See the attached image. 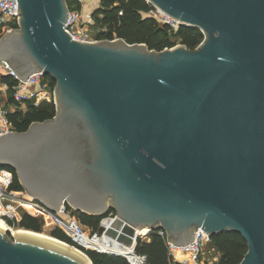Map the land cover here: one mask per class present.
I'll return each mask as SVG.
<instances>
[{
	"label": "water",
	"instance_id": "obj_1",
	"mask_svg": "<svg viewBox=\"0 0 264 264\" xmlns=\"http://www.w3.org/2000/svg\"><path fill=\"white\" fill-rule=\"evenodd\" d=\"M145 1L203 40L160 51L79 42L63 28L67 0H17L19 28L0 38V60L23 81L36 71L53 79L55 115L0 136V166L55 210L114 209L113 230L99 225L98 235L163 229L181 246L198 228L236 232L247 246L238 264H264V0ZM87 258L0 231V264Z\"/></svg>",
	"mask_w": 264,
	"mask_h": 264
},
{
	"label": "built area",
	"instance_id": "obj_2",
	"mask_svg": "<svg viewBox=\"0 0 264 264\" xmlns=\"http://www.w3.org/2000/svg\"><path fill=\"white\" fill-rule=\"evenodd\" d=\"M72 1L80 9L68 8V16L63 25L64 30L75 41L85 43L97 41L98 39L90 33L84 24V0ZM149 13L174 31L182 26L178 20L166 15L157 7L152 6ZM19 18L20 11L17 0H0V38L5 32H11V30L19 28ZM1 77L12 79L13 84L2 80ZM45 103H52L55 107V91L54 86L50 87L47 76L42 71L30 73L25 78V81H23L15 75L5 60H0V136L16 132L14 124L9 119V114L24 111L28 106L37 108ZM12 182V173L0 166V207L2 210L0 218L4 219V217H7L14 219L22 212L44 221L49 220L54 228L60 229L77 247L101 254H112L108 251L105 252L93 248L88 249L83 245L86 239L102 236L104 233L98 235L97 230L93 233L85 231L83 225L75 215L76 210L70 205L63 203L55 210L33 198H29L28 195L21 191L10 189ZM115 218V214L109 213L100 220L99 225L103 226L102 222L105 219H112L114 221ZM152 233H156L164 239L169 255L172 257L173 262L177 264H198L202 250L211 242V236L206 234L201 228L195 230L191 241L181 246L167 239L163 229H148L146 234L136 232L132 248L134 258L129 259L125 256V259L130 264H145V255L136 254L135 248L139 242L149 241ZM176 251L187 255V258L177 259L175 256Z\"/></svg>",
	"mask_w": 264,
	"mask_h": 264
},
{
	"label": "trees",
	"instance_id": "obj_3",
	"mask_svg": "<svg viewBox=\"0 0 264 264\" xmlns=\"http://www.w3.org/2000/svg\"><path fill=\"white\" fill-rule=\"evenodd\" d=\"M100 6L96 9L99 24L106 27L105 33H99L94 37L98 40L121 38L129 44L144 43L148 49L160 51L175 45L170 40V31L174 37L179 39V44L187 49L196 48L203 40L202 32L193 27L180 26L176 31L169 28L153 17L149 10L152 6L145 0H99ZM74 2L67 0V5L73 7ZM79 9L78 5L74 9ZM121 12V14H119ZM47 76V75H46ZM2 80L13 84V80L8 77H1ZM50 87L55 86V81L47 76ZM55 115V107L52 103H45L35 108L28 106L24 111L9 114V119L14 124L16 132H24L32 122H43L51 119ZM3 167V166H1ZM12 173L13 182L10 186L12 190H23L18 181L16 172L10 167H4ZM109 213H115L110 208L104 215L90 217L79 211L76 215L81 224L89 226L94 230L98 229L100 220ZM4 221L12 226L24 228L36 232H41L42 220L23 214L17 222L14 219L4 217ZM52 236L73 244L70 239L58 228L50 233ZM211 244L219 251L220 258L217 264H238L246 252L245 240L236 232H221L211 236ZM82 249V248H81ZM83 250V249H82ZM90 258L92 264H130L125 258L112 254H101L91 250H84ZM135 253L145 255V264H177L173 262L169 255L164 239L156 233H152L148 242H139L135 248Z\"/></svg>",
	"mask_w": 264,
	"mask_h": 264
},
{
	"label": "bare ground",
	"instance_id": "obj_4",
	"mask_svg": "<svg viewBox=\"0 0 264 264\" xmlns=\"http://www.w3.org/2000/svg\"><path fill=\"white\" fill-rule=\"evenodd\" d=\"M2 211L0 210V213ZM103 226L105 228L108 229L109 226H111L112 228H114V221L112 219H105L103 220ZM106 229V231H107ZM4 230H9L10 234L14 237H23V238H32V239H36L39 241H42L46 244V246L53 250V251H58L62 254L68 255L70 257L76 258L78 260H82L83 262H89L87 256L85 255V253L83 251H81L80 249L54 237L48 234H45L43 232H33L32 230H27L24 228H19V227H9L8 225L5 223V221L3 219H0V231H4ZM148 228L143 227V228H136V232L140 233V234H146ZM118 233L119 231L116 230ZM106 236V234H104ZM102 237V236H101ZM116 242V241H114ZM133 243H134V239L127 237V240H125L124 244L121 246H116V245H106L104 243H102V241L100 240V237H95V238H88L86 239L85 242H83V245L90 249H98L100 251H108V252H114L117 254H122L126 257H128L129 259L134 258V254L132 253V248H133ZM116 244V243H113ZM175 256L177 259H182L184 258L185 254H181L180 252L176 251L175 252Z\"/></svg>",
	"mask_w": 264,
	"mask_h": 264
},
{
	"label": "rangeland",
	"instance_id": "obj_5",
	"mask_svg": "<svg viewBox=\"0 0 264 264\" xmlns=\"http://www.w3.org/2000/svg\"><path fill=\"white\" fill-rule=\"evenodd\" d=\"M86 5H88L86 7ZM74 6L75 4H73V7H69L70 9H74ZM84 6L83 7V10L87 11L88 13L85 14V26L87 27V29H89L90 33L95 36L97 34H99L100 32L102 33H105L106 31V27L103 26L102 24H99V21H98V18L101 17V15L99 14H96V9L100 6V1L99 0H84ZM80 9V7H79ZM170 35H169V38L171 41H173L175 43L174 46L176 45H181L179 44V39L174 37L173 35V32L170 31ZM173 46V47H174ZM20 183V182H19ZM17 191H21L23 193H25L26 195H28L29 198H33L32 195H30V193H28L25 188L23 190H17ZM110 205H113L110 201H109ZM0 210H1V207H0ZM2 211V210H1ZM108 211V210H107ZM106 211V212H107ZM105 212V213H106ZM108 214V213H107ZM106 214V215H107ZM115 214V213H113ZM23 215L22 212H20L15 218L14 220L17 222L18 220H20L21 216ZM76 215V214H75ZM105 215V216H106ZM77 216V215H76ZM104 216V217H105ZM0 219H3V218H0ZM4 220V219H3ZM42 220V226H41V232L45 233V234H48V235H51L50 233L55 230L56 228H54L52 226V224L50 223L49 220L47 221H44L43 219ZM6 223V222H5ZM7 224V223H6ZM8 225V224H7ZM83 225V224H82ZM9 227H12L10 225H8V228ZM17 228V227H16ZM83 228L85 231H87L88 233H93L95 230L89 226H86V225H83ZM107 229V228H106ZM109 230H113V228L111 226L108 227L107 231ZM106 234V236L104 235ZM100 237V240L102 241V243L106 244V245H116V246H121L124 244L125 240H127V237L126 236H120L119 238L117 237H112L110 236L109 234L107 233H104ZM52 236V235H51ZM150 240V239H149ZM116 241V242H114ZM148 242V241H146ZM113 243H116V244H113ZM77 247V246H75ZM214 248V249H213ZM79 249V248H78ZM81 251L84 252V249H80ZM85 253V252H84ZM220 253L218 250L215 249V246H213L211 244V242L202 250V254H200L199 256V260H198V264H217L218 261H219V258H220ZM123 258V257H122ZM187 258V256H185L184 258L182 259H185Z\"/></svg>",
	"mask_w": 264,
	"mask_h": 264
},
{
	"label": "flooded vegetation",
	"instance_id": "obj_6",
	"mask_svg": "<svg viewBox=\"0 0 264 264\" xmlns=\"http://www.w3.org/2000/svg\"><path fill=\"white\" fill-rule=\"evenodd\" d=\"M77 139H79L81 141L78 140V142L75 145V149L77 150L76 152L79 154L80 158L88 159L89 152L86 151L87 143L85 141H82L80 136H78ZM85 215L90 216V217H96V216H92V215H89V214H85Z\"/></svg>",
	"mask_w": 264,
	"mask_h": 264
},
{
	"label": "crops",
	"instance_id": "obj_7",
	"mask_svg": "<svg viewBox=\"0 0 264 264\" xmlns=\"http://www.w3.org/2000/svg\"><path fill=\"white\" fill-rule=\"evenodd\" d=\"M88 5H86V7H87ZM85 7V6H84ZM86 13H88L87 11H85V10H83V14L85 15Z\"/></svg>",
	"mask_w": 264,
	"mask_h": 264
}]
</instances>
